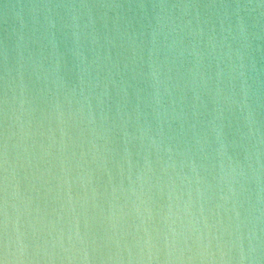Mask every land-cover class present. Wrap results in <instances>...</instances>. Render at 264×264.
Listing matches in <instances>:
<instances>
[{
  "label": "clouds",
  "instance_id": "9594fccd",
  "mask_svg": "<svg viewBox=\"0 0 264 264\" xmlns=\"http://www.w3.org/2000/svg\"><path fill=\"white\" fill-rule=\"evenodd\" d=\"M23 8L32 10L30 22L21 19L19 31L11 30L16 37L14 43H10L6 36L0 45V264H194L196 261L200 264H264V207L256 208L259 214L254 218L241 216L239 208L243 201L239 196L244 190L242 181L247 179L245 165L228 154L229 146L236 145L238 141L235 137L229 140L226 132L235 115V132L249 160L247 166L253 167L250 161L254 150L256 162L264 170V164H260V157L264 154V0H111L100 3L43 0L5 5V13L7 15L9 9ZM58 9L64 10L61 28L70 30L77 58L78 84L70 88L68 82L58 75V63L45 65L46 42L53 48L56 46L51 29L56 25L52 15ZM93 9H111L114 12L112 17L104 14L102 33L93 18ZM38 12H42L43 19L37 15ZM83 15H87V21H82ZM82 34L97 45L92 49L94 55L91 60L84 54L80 43ZM101 39L104 44H101ZM100 47H104L102 56ZM101 66L107 69L109 79L114 70L120 76L125 97L126 86H131L137 79L143 81L145 87H134L137 100L134 105L135 123L139 138L142 143L147 139L157 151L163 145L169 161H172L173 152L190 156V148L180 152L178 146L170 143L172 136L165 137L163 121H169L171 127V120H179V130L173 135L182 138L187 134L185 124L191 119L192 122L188 123L191 141L205 157L208 156L204 152L207 137L197 129L200 124L211 129L218 144L215 149L221 173L218 182L228 180L233 200L237 233L234 241L221 244L218 240L213 249L211 239L201 243L198 232L195 242L199 247L193 249L188 244L190 237L185 233L183 223L174 227L176 221H172L163 234V248L149 236L144 241L147 252L142 246L134 251L133 245L119 238L125 235L124 232L118 237L111 211L104 218L102 235L97 236L88 230L87 217L82 233L71 192L67 196L68 209L61 202L49 211L47 207L42 209L30 192L21 190V169H31L33 162L41 158L33 151L35 142L29 141L46 116L56 115L60 138L57 144L50 129L48 139L51 143L48 148L43 143L40 147L43 155L51 156L49 149L56 144L60 171L67 173L68 161L76 156L74 151L69 153L75 141L67 128L78 114L83 116L86 102L91 108V90L100 83L99 72L95 77L93 73ZM33 77L34 82H44L38 93L47 104V111L40 110L39 116L36 115L38 97L30 87ZM65 88L73 96L77 90L80 93L78 107H69L66 115L60 99V92ZM189 90L192 93L191 117L181 102ZM65 97L71 104L67 92ZM165 100L169 103L166 104ZM209 104L212 106L210 109ZM143 107H150L153 118L161 125L156 129V135L151 134L150 121L145 119L143 124L140 123V117L146 115ZM201 109L208 114L207 120L200 119ZM88 120L92 121L90 111ZM90 143L95 150V141ZM125 151L127 154V149ZM128 162L131 168V160ZM190 163L193 172H197L195 162ZM169 166L174 168L175 163L166 162L162 170L166 171ZM254 171L259 189L256 204L264 205V184L261 183L260 171ZM147 173H154V170L145 155L144 165L137 172V181H143ZM24 175L27 178L28 172ZM129 179L131 181V176ZM197 179L208 184L205 177L197 176ZM236 183L240 184L239 189L234 186ZM116 190L113 186V193ZM127 191L135 194L136 188L130 184ZM92 192L95 197V187ZM221 197L224 200L229 198L223 193ZM253 207L256 205L250 202L249 209ZM69 210L73 213L72 219L65 224V214ZM200 211L203 213V207ZM201 219L205 229L221 223L217 220L210 224L203 216ZM248 225L251 227L246 250L242 243L243 233L239 230ZM139 244L137 240L136 245ZM234 247L238 256L232 255Z\"/></svg>",
  "mask_w": 264,
  "mask_h": 264
},
{
  "label": "water",
  "instance_id": "95a60500",
  "mask_svg": "<svg viewBox=\"0 0 264 264\" xmlns=\"http://www.w3.org/2000/svg\"><path fill=\"white\" fill-rule=\"evenodd\" d=\"M32 2H43V0H0V45H2L6 36L10 43H14L16 37L12 34V28L19 31L21 19L30 22L32 16V10L27 8L9 9L6 15L5 5ZM90 2H111V0H90ZM81 11L86 12V10ZM105 13L108 17L114 15L111 9L92 10L93 18L96 20L97 28L101 33L103 32L102 23ZM37 15H40L43 19L42 12H38ZM52 18L56 21L55 27L51 29L56 39V46L53 48L51 43L46 42L45 65L58 63V75H61L68 82L70 88L71 85L78 84L77 58L73 51L72 37L70 36V30L61 28L65 19L64 10H54ZM87 19V15L82 16V21H87ZM80 43L84 54L91 60L94 55L92 49L97 48V45H93L84 34H82ZM101 44H104L103 39H101ZM113 53H115V49H113ZM99 54L101 56L104 54V47L99 48ZM212 69L213 71L215 69L214 62ZM96 72H99L100 83L91 90L92 95L89 97L91 108L89 109L86 102L83 116L78 114L75 121L67 128V131L71 134V139L75 141L71 145L69 153L72 151L76 153V156L68 161L67 173L60 171V163L56 158L59 154L56 144H53L49 149L52 153L51 156L43 155V150L40 147L43 143L44 147L48 148L51 143L48 139L50 129L56 137L57 144L60 138L56 115L53 114L51 118L46 116L39 129H35V135L29 141L30 143L35 142L33 151L41 158L33 162L31 169H21V190L30 192L34 200L39 202L41 208L47 207L49 211L61 202L65 203V208L68 209L67 196L71 192L72 203L75 205L79 228L82 233L85 231V219L87 217L88 230L95 232L97 236L102 235L104 218L111 211L117 225L118 237L119 233L124 232L125 235L119 238L127 240L129 244L133 245L134 251L142 246L145 248L146 253L147 245L144 244V241L149 236L163 248V234L168 231V224L172 221H176L174 227H178L180 223H183L185 226L184 231L190 237L188 244L193 249L199 247L195 242L198 232L201 236V243H206L211 239L213 249L216 248L218 240L221 244L234 241L237 233L232 208L233 200L228 190V180L218 182V177L221 175L219 157L215 155L218 144L211 129L206 124H200L197 129L203 136L207 137L204 152H207L208 156L205 157L204 153L198 151L195 143L191 141V129L188 128V123L192 122L191 119L185 124L187 134L182 138L173 135L174 132L179 130V120H171V127L169 121H163L162 127L165 137L172 136V140L169 142L174 146H178L180 152L190 148V156L173 152L171 154L172 161H169V154L164 151L163 145L157 151L155 147L149 145L147 139L142 143L139 138L135 123L134 105L137 100L134 87H145L143 81L137 79L132 82L131 86H126L127 97H125V88L122 87L120 76L115 74V70L111 79L108 78L107 69L103 66L95 69L94 77ZM43 83V80L34 82V77L30 81V87L38 97L37 116L40 115V110L47 111V104L39 98L38 93V88L42 87ZM49 83L51 86V82ZM66 92L71 98V104H69V99L65 97ZM142 95H147V93H142ZM60 99L63 102L62 107L66 115L69 107L72 109L78 107L80 93L77 90L73 96L68 88H65L60 92ZM181 102L185 105V110L191 117L192 93L190 90ZM165 103L167 104L169 101L165 100ZM208 107L210 109L211 104ZM89 111L92 117L91 122L88 120ZM143 111L146 115L140 117V123L143 124L145 119L150 121L151 134L156 135V129L161 125H158L153 118L150 107H143ZM201 112L200 119L207 120L208 114L203 109H201ZM125 113L128 115H125ZM236 126L237 119L233 115L232 125L230 128H226V132L229 140L235 137L238 142L234 146H229L228 154L234 160H239L245 165L247 179L242 181L244 190L239 199L243 201V204L239 210L242 217L251 216L254 218L259 214L256 208L264 207V205L256 204L259 189L254 169L260 171L262 184H264V170L259 168L254 150L251 152L250 161L253 167L249 168L247 166L249 160L246 159L245 149L239 144V137L235 132ZM92 140L97 145L95 150L91 147L90 141ZM186 141L189 143H186ZM245 143L248 142L245 141ZM81 145H83V149ZM82 150L84 152L83 156H81ZM21 154L23 155V153ZM145 155L151 161L154 173H147L143 181H137V172L144 165ZM129 159L132 162L131 168L129 167ZM190 161H194L197 165V172H193ZM166 162L169 164L174 162L175 167L169 166L166 171L162 170ZM260 164H264V154L260 157ZM201 165H204V167H200ZM225 171L227 172V169ZM25 172H28L27 178H25ZM89 173L91 174L90 182ZM129 176H131V181ZM197 176L205 177L208 184L198 180ZM130 184L136 188L135 194L127 191ZM141 185L143 186L141 187ZM113 186H116L117 189L115 193L112 191ZM234 186L239 189L240 184L236 183ZM93 187L96 190L95 197H93ZM222 193L229 198L227 200L222 199ZM250 202L256 207L249 209ZM201 207H203V213L200 211ZM65 215V224H67L72 219L73 213L69 210ZM202 216L207 217L210 224H214L217 220L221 223L213 228L205 229L203 219H201ZM250 227L251 225H248L239 230L243 233L242 243L246 250L249 246L247 234ZM145 229L148 231L145 232ZM137 240L140 241L139 245H136ZM238 254L237 248L234 247L232 255L238 256ZM194 264H200V262L196 261Z\"/></svg>",
  "mask_w": 264,
  "mask_h": 264
}]
</instances>
